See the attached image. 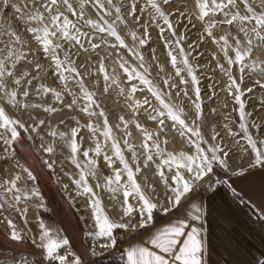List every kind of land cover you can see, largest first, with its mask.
<instances>
[{"label":"snow or ice","instance_id":"obj_1","mask_svg":"<svg viewBox=\"0 0 264 264\" xmlns=\"http://www.w3.org/2000/svg\"><path fill=\"white\" fill-rule=\"evenodd\" d=\"M172 4L173 0H146L145 7H139L137 0H131L128 9L122 0H2L0 4V17H7L9 9L14 13L9 23L0 24V152L3 153L0 155V161L15 158L14 145L21 138L22 132L28 133L29 139H34L32 134H35L41 141L40 149L53 154L55 145L45 143L44 136L39 131L41 126H45L50 137L62 141L70 149L71 163L79 170L78 178L70 179L75 185L76 195L88 198L86 206L90 207L95 222L92 235L97 241L103 238L104 243L101 246L105 248H113L118 244L114 236L116 229L147 230L154 219V210L158 208L165 213L180 208L186 210L184 218H178L174 223L150 232L146 241L130 245L124 252L125 264H204L206 249L200 235L201 227L196 225V222L202 220L203 212L201 207L193 203L196 198L195 190L201 184H206L208 188L213 189L214 195L219 194L221 190H229L234 200L243 201V195L233 187L230 180L223 178L224 173H230L239 179L258 177L264 190V138L254 136L250 130L264 132V125L249 120L253 113L246 111L242 99L245 90L241 88L249 70L260 77L256 83L264 88V82H261L264 81V0H194L193 15L204 22L205 33L223 53L228 68L219 62L217 67L228 79L225 90L239 106L236 109L239 116L238 126L242 133L241 139L246 143L237 146L242 148L241 161L246 158L248 162L238 170H233L229 165V159L234 155L235 149L226 148L218 142L210 143L202 135L201 88L188 59L191 53H186L180 47V41L185 39V35L181 34L176 40L165 39L166 48L175 44L179 49L167 53L179 83L171 76L164 78L163 84L167 88V91H164L149 78V69L145 66L143 55L138 51L139 47H143L150 40L148 27L144 26L143 37L135 32L130 33L137 47H130L118 33L117 25L126 22L124 11L139 21L140 18L135 16L137 9L143 13L148 8L151 9L150 21L158 26L160 21H163L171 36L176 37L170 19L172 13H166L164 10L165 6ZM179 15L183 17L185 13L180 12ZM222 25L228 27L225 33L217 38L213 29ZM164 31L165 28L161 27L160 33L163 34ZM106 37L114 38L115 43L110 44ZM96 39L101 43H94ZM33 42L42 52L47 67L40 62V56L32 49ZM105 44H110L114 50L127 49L138 62L136 68L123 56L116 61L129 82L127 91L121 86V78L115 71L111 74L107 72L104 57L100 59L98 66V73L104 81L103 94H108L112 88L119 89L117 94L124 97L126 107L133 114L134 118L131 120H126L124 116L119 117L123 125V148L131 154V165L113 132L104 108L97 99V93L90 91L86 85L85 75L80 70L86 66L77 63L82 52L91 57ZM216 58L214 54L213 59ZM234 68L240 73L238 77L233 76ZM49 73L59 81L63 91H58L56 87L44 82ZM70 82L74 83L79 94L69 87ZM137 82L147 88L151 98L145 96L143 100L136 99ZM181 85L190 86L195 95V115L191 123L185 115L184 107L176 103L181 95L189 96L188 87L181 88ZM209 87L214 90V86ZM173 89L176 90L175 97L172 96ZM139 90L143 91V88ZM247 91L250 92L251 89ZM65 94L72 97L70 103H65ZM49 95L55 103L46 105L45 102H32L33 96ZM56 104L60 107H56ZM62 108L73 111L78 108L90 118L102 119V127L99 124L94 125L91 120L86 125L95 142L94 148L82 149L78 141L83 137L79 136L80 121L76 120V117H72L76 120V126L71 127L69 132L59 131L47 123V115L60 113ZM12 109L21 114L29 110H42L47 115L45 119L32 116L29 122L16 116ZM139 111L146 113L148 120L157 123L158 131L150 130L138 122L135 113ZM59 123L63 124L64 121L60 120ZM129 124L135 125L143 136L144 142L140 145L142 167L147 169L150 162L155 164L156 175L165 189L167 207L160 206L145 191V186L153 193L156 191L153 184L147 183V177H144V186L137 180L142 167L138 162L135 146L127 139L130 135ZM116 127L120 128V125ZM225 128H228V125H225ZM170 132L173 140L177 135L184 137V142L192 146L194 151L167 150L165 146L168 139L164 137ZM97 134L103 137V143ZM229 134H232L231 129ZM218 137L219 132H216L211 136V141H217ZM109 144L112 156L105 151L106 145ZM81 152L84 160L78 159ZM102 153L108 167L111 168L116 161H119L121 167L113 168L112 175L105 176L103 185L98 182L95 188L103 187L112 194L114 200L122 196L120 222H114L105 213L99 195L88 181V177L99 178L96 157H100ZM55 162L48 159L42 161L43 165L50 169ZM15 168L19 171L14 175L0 177V224L4 225L5 239L18 243L26 241L28 234L25 229L18 228L13 215H19L20 220L27 224V213L33 201L39 200L37 207L44 205L38 188L30 183L37 179L33 171L19 161L15 162ZM217 168L221 170L219 174ZM213 175H220V178L215 181L207 179ZM63 187L67 190L68 185ZM130 198L134 203L130 202ZM124 218H128L127 222ZM38 227L39 235L33 237L31 243L40 250L41 259L30 261L27 256L14 255L11 257L13 264H43L45 260L49 264H82L81 257L68 251V238L53 233L44 223H39ZM31 255L33 253H29V256ZM92 255H96L95 251ZM259 264H264V261Z\"/></svg>","mask_w":264,"mask_h":264},{"label":"rangeland","instance_id":"obj_2","mask_svg":"<svg viewBox=\"0 0 264 264\" xmlns=\"http://www.w3.org/2000/svg\"><path fill=\"white\" fill-rule=\"evenodd\" d=\"M182 1L183 0H173V4L171 6H165L164 8L166 13H172L170 19L172 20V23L174 25V29L176 31V37L171 36V34L167 31L166 26L163 25V21H160L159 26L156 23H152L150 21L149 13L151 12V9L148 8H146V10L143 13L139 11V8L137 9L135 16L140 18L139 21L134 20L133 17L127 15L126 11L122 10L124 11L126 22L117 25L118 33L130 47H137L136 42L133 41L130 33L135 32L138 36L143 37L144 26L148 27L150 40H148V42L143 47H139L138 51L141 53V55H143L145 66L148 67L149 69L150 72L149 78L153 80L155 84L158 85L164 91H167V88H165L163 84L164 78L171 76L176 83H179V78L175 77V69L171 65L170 59L167 56L168 51L173 49L178 51L179 49L176 48L175 44H172L170 47L166 48L165 39L176 40L179 38L181 34H184L185 39L180 41V47H182L186 53L189 52L191 53L188 59L190 64L193 66L194 73L197 75V78L199 80L198 86L201 88V102L203 108V115L201 117L202 135L210 143L218 142L226 148L231 147L235 149L234 155H240L242 154V148L238 147L237 145L239 144L240 146H243L245 145L246 141L241 139L242 133L238 126L239 116L236 109H238L239 106L234 103L233 97L229 95L228 91L225 90L224 92H221L220 89L218 88V84H216L215 81V76L213 75L214 68L213 66H211L212 65L211 62L213 60L214 54L215 56H218V53L215 50L213 53V51L204 49L207 43V37L206 34L204 33V29L200 28L198 32L196 31L194 27L195 22L193 21L194 19L191 15L190 10L187 8H186L187 10L183 8L182 10L180 9L181 7L180 5L182 4ZM122 2L125 4L126 9L130 8L131 0H122ZM137 2L139 7H145L146 0H137ZM0 4H2V0H0ZM180 12H184L185 15L183 17L180 16L179 15ZM13 15H14L13 11L9 9L7 17H0V24L9 23ZM216 18L219 19L220 17H216ZM13 26L15 27V24ZM161 27L165 28L163 34L160 33ZM227 27L228 26L226 25H222L214 29H221L222 32L221 35H223ZM200 32H202L201 35H199ZM106 38L110 41V44L115 43L114 38L112 37H106ZM93 42L98 44L101 43L99 39H96ZM158 43L163 44L165 49H167L166 61H164L165 59L161 61L157 60L158 58H161V56L158 53ZM110 44L102 45L101 48L96 52V54L92 55L91 57H89L88 53L82 52V54L79 56L77 60L78 64H83L86 66L85 68L80 69L81 72L85 75L86 85L90 91H94L97 93V99L101 103V106L104 108L109 123L111 116L110 114H114L115 111L124 112L128 114L131 118L134 117L131 110L126 107L124 103V97L117 94L119 89L112 88L109 90L108 94H103L102 87L104 81L102 75L98 73V66L100 59L102 57L105 58L104 63L108 73L111 74L115 71L120 76L121 86L124 87L126 91L129 82L126 79L123 70L119 68V65L116 63V61L119 59L120 56H123L124 59L127 60L132 67L138 68V62L136 58L132 56L127 49L117 48L114 50L110 46ZM190 45L192 47H189ZM31 47L35 51V53L40 56V62L44 64L45 67H47V63L45 62L43 54L39 50L37 44L33 42ZM153 56L155 57V59H153ZM218 62L224 64V67L226 69L228 68V65L225 62L224 58L223 61H218ZM138 70L143 71V69H138ZM89 73H96V75L90 76L88 75ZM222 74L224 75L223 72ZM184 75L186 76V73ZM239 75L240 73L238 72V70L234 68L233 76L238 77ZM248 76H251L252 78L249 79ZM256 77L257 75L255 73H252L250 70L245 74V79L241 84V88L245 90L242 99L245 103L246 111L249 113H253V115L249 118V120L264 125V98H263L264 88H261L259 84L256 83L257 81ZM224 78L226 79V84H228V79L225 75ZM44 82L48 85H51L52 87H56L58 91H63L62 85L59 84V81L56 80L55 77L51 75V73H49L48 78ZM210 85L214 86V90L213 88L209 87ZM137 86H138V91L135 94L136 99L143 100L145 96L150 97V93H148L147 88L145 86L140 85L139 82H137ZM33 87H35V82ZM69 87L74 92H77V94H79L78 89L75 87L73 82L69 83ZM184 87H188L189 96L184 97L183 95H181V97L178 100H176V103L181 104V106L184 107L185 115L188 117L189 123H191V120L194 119V115H195L193 108V101L195 100V95L192 92L190 86L181 85V88ZM141 88H143V91L139 90ZM247 89H251V91L249 92L247 91ZM172 96L173 97L176 96L175 89L172 90ZM257 96H258L257 104L255 105V107H252L253 106L252 100L254 99V97ZM209 97H211V99H209ZM71 99H72L71 96H67L65 94V103H70ZM32 102L34 103L45 102L46 105L55 103L50 95L47 97L33 96ZM152 102L153 104L156 103L154 99ZM82 103L83 102H81V104ZM55 106L60 107L59 104H56ZM11 111H13L16 116H19L22 119L27 120L29 122H31L32 116H35L38 119H45L47 115L44 114L42 110L39 111L29 110V112L24 114H21L20 112H16L15 109H12ZM72 117H76V120L80 121L79 136L83 137L85 133V136L86 137L88 136L90 138V140L88 138V141L85 142H83V139L78 141L81 144L82 149L94 148L93 145H95V142L92 139V134L88 131L86 125L89 122V120H91L94 125L99 124L102 127L101 118L98 117L90 118L86 114L81 113L78 108L75 111L67 108H62L60 113H53L51 115H47V123L52 127L58 129L59 131H64V127L68 126L69 128L68 130L70 131L71 127L76 126V120H74ZM135 117L138 119L139 117L146 118V113H144L143 111H139L135 113ZM60 120H63L64 123L63 124L59 123ZM225 125H228V128H225ZM120 127L121 128L118 129L119 130L118 132L115 129H113V132L118 140H119L118 138L119 135H124L123 132L121 131L123 125L120 124ZM229 129L232 130V134H229ZM250 130L253 132L254 136H260L261 138H264V132H257L255 129H250ZM39 131L41 135L44 136L45 143H53L55 145V152L53 154L45 153L43 152L42 149H39L38 147H34L35 140H38L41 143L39 137H36L35 134H32L34 139H29L28 138L29 134L26 132H22L21 138L14 145V152H15V158L13 159L14 161L11 158L6 161H0V177L3 178L10 177L19 171V169L15 168V162L18 160L20 164L29 167L33 171L34 175L37 177L36 181L30 183L34 184L38 188L41 198L43 199V205H44L43 207L36 206L39 203V200H34L33 203L30 205L34 208V210H31L32 213L31 216L30 214L28 215L27 213V224H25L22 220H20L19 215L17 214L13 215V219L16 221L18 228L25 229L27 231L28 237L33 238V237H38L39 235V227H38L39 223H44L45 226H47L48 223H51L50 221H53L57 224V226H59L61 232L63 233L62 237L69 239L70 245L75 249L72 250L74 252L75 251L77 252V253L75 252V254L81 257L82 261L87 258H92V260L98 262H104L117 258L121 244L124 238L131 231V229L114 230V236L116 237L118 244L113 248H106L102 252H95L96 255H92V253L87 250L89 246L86 237V235L88 234L87 232L88 229L86 226V222L84 220V216L79 210V208L77 209L74 207V209L76 210L75 211L73 207L70 205V203L72 204V202L69 200L68 197H66L63 187L64 185H68V188L74 186L70 177L75 178V175H77L76 178H78L79 170L75 167V165L71 163L70 149L62 141L50 137L47 134L45 126H41ZM132 131L133 132H131V127L129 124L128 132L130 133V135H128L127 139L129 143H131L135 147L138 146L139 149L137 153L139 158L138 162L141 164L142 167L143 157L140 156V153L142 151L140 145L144 142L143 136L139 130L137 131L136 128H134ZM153 131H158L157 126L154 127ZM216 132H219V137L217 141H211V136ZM132 134L134 135V138L136 140L132 139L131 137ZM167 135L172 139L171 132L168 133ZM97 136L100 142L103 143V137L99 136V134H97ZM177 138H181L182 140L185 141L184 137H179L177 135L176 139ZM121 147L124 150V155L127 159L126 150L123 148V146ZM190 147L192 148V146ZM205 147H207V145H205ZM105 151L109 156L113 155L110 149V144L106 145ZM0 155H3V153L0 152ZM90 155H94V153H90ZM101 156H103V153L101 154ZM100 157H96L97 159L96 169L98 173L101 172V168L99 165V161H101ZM44 159H48L50 162L55 160L56 162L53 164V167L50 169L47 166L43 165L42 161ZM9 163L10 164L12 163L11 165H13V169L9 170V167L7 166V164ZM150 165L152 166L153 164L150 163L149 168L147 169H144L142 167V173L147 174L146 176L151 174L152 180L154 179L158 180L159 177L156 175V168L153 166L152 168ZM216 171L218 174L221 172L219 168H217ZM226 174L227 173H224L223 177ZM104 175L106 176V174ZM140 175H138L137 180L139 183L142 184V186H144L141 178L139 177ZM219 178L220 175L210 176V179L213 181ZM88 181H89V177H88ZM89 184L94 188L96 193L99 195L102 201V207H104L105 198L103 195L105 194L106 200H110V195L108 193H104L100 188H95L96 184L93 185L91 184L90 181ZM202 188L205 187L200 186L195 191H198ZM68 201H70V203ZM164 213L165 212L161 211L158 208L157 210H154L153 216L157 217ZM7 214L8 213H4V215ZM29 221H32V223H28ZM54 233H58V232L55 230ZM82 234L84 235V240L86 244L82 239ZM28 239L23 242L14 243L6 240L5 237H3L2 241L5 243V245L9 247L8 249L10 250V253L8 254L6 249H2V245H0V253H2L0 254V259L5 257H12L14 255L17 256L19 254L27 255L29 253H33V254L37 253V255L41 257L40 250L35 248V246ZM92 239L95 241L96 244L104 243V241L101 238L99 241H97L94 237ZM27 256L30 257L29 255ZM43 264H49V262L45 260L43 261ZM56 264H58V262H56Z\"/></svg>","mask_w":264,"mask_h":264},{"label":"crops","instance_id":"obj_3","mask_svg":"<svg viewBox=\"0 0 264 264\" xmlns=\"http://www.w3.org/2000/svg\"><path fill=\"white\" fill-rule=\"evenodd\" d=\"M223 178L230 180L233 187L243 195L244 200H234L229 190H221L217 195H214L213 189L208 187L195 191L196 198L193 203L201 207L203 212L202 220L196 222V225L201 227L200 235L206 249L204 264H259L260 261H264V190L261 188L260 180L258 177L239 179L231 176L230 173ZM70 205L74 209L71 203ZM185 215V208H180L154 217L147 230L137 229L128 233L121 244L117 258L104 262L87 258L82 264H125L124 252L130 245L146 241L150 232L174 223ZM56 231L61 237L63 236L60 228ZM3 237H5L4 227L0 224V245L2 249L10 252L9 247L2 241ZM28 238L32 241L31 237ZM82 238H84L83 234ZM68 248H71V251L74 249L69 245ZM87 250L92 253L90 247Z\"/></svg>","mask_w":264,"mask_h":264},{"label":"bare ground","instance_id":"obj_4","mask_svg":"<svg viewBox=\"0 0 264 264\" xmlns=\"http://www.w3.org/2000/svg\"><path fill=\"white\" fill-rule=\"evenodd\" d=\"M180 9L182 10L183 9H189L190 12H191V15L193 17V21L195 22L194 24V27L196 29V31L198 32V30H200V28H203L204 29V22H201L199 21L195 15H193V12H194V0H183L182 1V4L180 5ZM186 9V10H187ZM194 29V30H195ZM202 32L197 33L199 35H201ZM205 33V31H204ZM213 33L215 35V37H219L221 35V29H213ZM206 34V33H205ZM206 37H207V43H206V46L204 47V49H208L209 51H213L214 53V50L217 51L218 53V56H216L217 58L216 59H213L212 60V65L213 68H214V71H213V75L215 76V81H216V84H218V88L220 89L221 92H224L225 89H226V79L224 78V75L222 74V71L217 67V62L218 61H223V53L220 51V49L218 48L217 44L213 42V39L211 37H208L207 34H206ZM166 50L165 47L163 46V44H159L158 43V53L159 55L161 56V58H158L157 60L158 61H161L163 59H165L164 61H166ZM220 57V58H219ZM163 62V61H162ZM161 63V62H159ZM154 64V63H152ZM154 66V65H153ZM257 75V74H256ZM257 80H260V77L257 75ZM261 82H264V81H261ZM220 95V94H219ZM257 97H254V99L252 100V104L253 106L252 107H255V105L257 104ZM263 98H264V91H263ZM257 111V110H256ZM117 113V114H116ZM260 114V113H259ZM110 125L113 127V129H115L117 132L119 131L118 129L120 128H117L116 125H120L121 122L119 120V117L120 116H124L125 119L127 120H131L133 118H131L128 114L124 113V112H120V111H115L114 114H110ZM138 122L141 123L142 125H144V127L150 129V130H154V127L157 126L155 122L151 121V120H148L147 118H142V117H139L138 119ZM122 125V124H121ZM130 127H131V132H133L132 130L135 128V125L133 124H130ZM68 126H65L64 127V132H69L68 130ZM138 131V130H137ZM132 139H135L134 138V135L132 134L131 135ZM88 136L86 137L85 136V133L83 135V142L85 141H88ZM119 138V142L121 144V146H123V138H124V135H119L118 136ZM166 139H168V144L165 146L167 148V150L169 151H188V152H191V151H194L193 148L190 147V145L188 146L186 144V142H184V140H182L181 138H177L176 140H173L171 139L168 135H165ZM90 140V138H89ZM136 140V139H135ZM173 140V141H172ZM92 141V140H91ZM95 146V145H93ZM34 147H38L40 149V142L38 140H35L34 142ZM84 149V148H83ZM136 149V152L138 153L139 149H138V146L135 147ZM126 150V155H127V159L129 160V163L131 165V154L130 152ZM243 155L240 154V155H234L231 157V159H229V165L230 167L234 170V169H237L241 166H244L247 164V159L245 158L243 160V162L241 161V156ZM101 158V161H99V165H100V168H101V172L99 173V178H92V177H89V181L91 182V184H97L98 182L103 185L104 183V177L106 174V176H110L112 175L113 173V168H119L121 167V165L119 164V161H116V163L110 168L107 166L106 162L103 160V156L100 157ZM78 159L79 160H84L85 158L83 157L82 153L79 154L78 156ZM13 160V159H12ZM14 161V160H13ZM19 161V160H18ZM12 162V161H11ZM14 163V162H13ZM151 163V162H150ZM12 164V163H11ZM10 163L7 164V166L9 167V170L10 169H13V165H11ZM153 164V163H152ZM151 166V165H150ZM153 167H155V164L152 165ZM151 166V167H152ZM133 167H135L133 165ZM152 167V168H153ZM149 168V167H148ZM106 169V170H105ZM151 170V169H150ZM149 170V171H150ZM100 171V170H99ZM142 173V172H141ZM75 174V173H74ZM150 174V173H149ZM140 175V174H139ZM142 175V176H141ZM139 177L141 178L142 182H143V185H145V181H144V177H147V183H150V184H153L156 188V191L153 193L151 192V190H149L146 186H145V190L146 192H148L149 195L152 196L153 200L155 202H157L160 206L162 207H167V200H166V197H165V189L163 187V185L160 183V180H152V175H148L146 176L147 174H141ZM77 177V175H75V178ZM124 179H126V176L124 177ZM207 179H210V177H208ZM202 187H206V184H201ZM104 193H108L110 195V200H106V196L105 194L103 195L104 196V200H105V205H104V210H105V213L109 216V218H111L114 222H120V218L122 216V212L120 210V202H122V196L118 197V200H114L112 198V194L107 192L106 190H104L103 187L100 188ZM64 193L66 195V197L69 198V200L72 202L73 206L75 208H79V210L81 211V213L83 214L84 216V220L86 222V226H87V229H88V234L86 235L87 237V243H88V247H90V250L93 252H102L103 250H105L106 248L105 247H102L101 245L102 244H96L95 241L92 239L93 238V235L92 233L95 231V222H94V219L92 217V213H91V209L90 207H87V203H88V198L87 197H80V196H77L76 195V191H75V185L73 187H69L67 188V190H64ZM102 198V197H101ZM108 199V198H107ZM130 202H133L134 201H131V198H130ZM31 210H34L32 206H30V209H29V212H28V215L30 214L31 216ZM82 217V216H81ZM127 219L128 218H124V221L127 222ZM136 219L138 220L139 219V216L137 215ZM23 224V223H22ZM2 225V224H1ZM85 226V225H84ZM4 227V225H3ZM48 229H50L53 233L55 230H58L59 227L57 226V224L55 222H51V223H48L47 226H46ZM24 228V227H23ZM84 234V233H83ZM103 240V238H101ZM83 241H84V238H83ZM104 241V240H103ZM85 243V241H84ZM67 249L68 251L72 252L68 246H67ZM7 260H1L0 261V264L6 262Z\"/></svg>","mask_w":264,"mask_h":264},{"label":"built area","instance_id":"obj_5","mask_svg":"<svg viewBox=\"0 0 264 264\" xmlns=\"http://www.w3.org/2000/svg\"><path fill=\"white\" fill-rule=\"evenodd\" d=\"M10 252H8V254H9ZM20 255H17V257H19ZM25 256V255H24ZM28 257V256H27ZM7 260L6 262H4V263H2V264H13V262H12V260H11V257H5V258H2V259H0V261L1 260ZM28 259L30 260V261H33V259L31 258V257H28Z\"/></svg>","mask_w":264,"mask_h":264},{"label":"trees","instance_id":"obj_6","mask_svg":"<svg viewBox=\"0 0 264 264\" xmlns=\"http://www.w3.org/2000/svg\"><path fill=\"white\" fill-rule=\"evenodd\" d=\"M23 162H24V160H23ZM66 202V201H65ZM67 203V202H66ZM69 206V205H68ZM70 245V244H69ZM71 246V245H70ZM29 255V254H28ZM32 259H33V261H37V260H39V259H41V257L39 256V255H37V253L36 254H33V255H31L30 256Z\"/></svg>","mask_w":264,"mask_h":264},{"label":"water","instance_id":"obj_7","mask_svg":"<svg viewBox=\"0 0 264 264\" xmlns=\"http://www.w3.org/2000/svg\"><path fill=\"white\" fill-rule=\"evenodd\" d=\"M83 239V238H82Z\"/></svg>","mask_w":264,"mask_h":264}]
</instances>
